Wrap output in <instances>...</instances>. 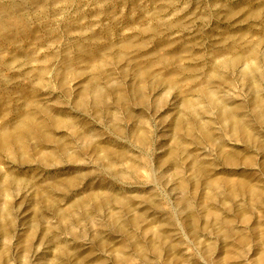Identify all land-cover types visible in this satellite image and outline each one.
<instances>
[{"label": "rangeland", "instance_id": "374dc122", "mask_svg": "<svg viewBox=\"0 0 264 264\" xmlns=\"http://www.w3.org/2000/svg\"><path fill=\"white\" fill-rule=\"evenodd\" d=\"M0 264H264V0H0Z\"/></svg>", "mask_w": 264, "mask_h": 264}, {"label": "bare ground", "instance_id": "6f19581e", "mask_svg": "<svg viewBox=\"0 0 264 264\" xmlns=\"http://www.w3.org/2000/svg\"><path fill=\"white\" fill-rule=\"evenodd\" d=\"M5 134V133H4ZM5 136H7V135H5ZM3 139V138H2ZM4 141V140H3ZM250 190H252V188L250 187ZM250 190H249V192H250ZM253 191V190H252ZM252 197H255V196H252ZM256 198V197H255Z\"/></svg>", "mask_w": 264, "mask_h": 264}]
</instances>
